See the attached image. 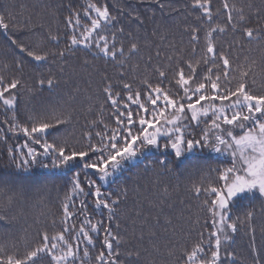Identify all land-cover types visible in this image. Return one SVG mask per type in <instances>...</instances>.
<instances>
[{
  "label": "trees",
  "instance_id": "trees-1",
  "mask_svg": "<svg viewBox=\"0 0 264 264\" xmlns=\"http://www.w3.org/2000/svg\"><path fill=\"white\" fill-rule=\"evenodd\" d=\"M86 2L0 0V15L5 17L9 25L7 30L0 28V75H4L6 81L14 77L22 80L23 87L14 90L18 92L15 110L18 121L28 125L30 117L44 115L52 110L72 113L69 124L49 130L46 134L49 141L56 136L70 142L79 141L87 131H93L94 134L102 130L101 124L97 123L95 127L90 124V121L101 118L110 127H115L113 113L116 109L103 92L105 77L112 81L113 90L120 92L121 98L127 95V91L118 83L121 79L131 82L133 89H139L142 99L147 91L141 83L145 78L154 84L162 83V86L176 93L178 88L172 78L177 66L184 67L187 74L186 61L198 60L204 47L203 29L209 25L202 18L197 19L201 13L192 7V0H163L166 5L163 10L154 0H106L113 15L118 18L116 27L125 30L118 39L123 41L125 48L133 39L140 45L139 53L127 59L123 66L108 57L100 56L95 48L82 45L73 48L63 58L49 56L46 61L38 62L11 44L12 40H18L36 47L43 40V46L49 50L64 48L70 35L64 23L70 11L69 6L82 10ZM229 2L237 7L249 3L254 6L252 10L245 7L248 20L238 27H252L261 35L249 41L242 31L229 30L214 34L217 50L229 55L233 68L237 65L245 70L250 68V91L264 94V14L257 17L255 13V9L262 6V0ZM212 6L213 22L224 24L226 16L221 0H212ZM133 9L134 12L131 11ZM217 9L220 10L218 15ZM137 15L139 19L135 18ZM233 15H236L235 12ZM41 22L44 26L38 27ZM189 26L201 27L199 43L191 42L189 32L186 31ZM49 30L59 33V43L47 39ZM193 47L196 48L195 53ZM156 51L160 52L159 57L155 55ZM148 56L152 57L151 62L147 60ZM168 56L173 59L169 61ZM17 61L24 64L22 72L16 68ZM156 66L168 70L165 80L158 78L154 70ZM209 66L201 63L197 68V77L205 75ZM48 77L53 78V86L38 84L40 78ZM253 79L254 84L251 83ZM235 83L236 79L233 78L231 86L234 87ZM132 107L135 111L136 106ZM186 115L190 117L191 113ZM4 118L3 108L0 107V121ZM185 123L190 125L189 131L198 139L210 120L201 117L199 124L191 120ZM224 127L225 130L230 128L227 125ZM231 130L239 133V129ZM0 136L7 137L6 140L0 139V242L11 243L22 237L36 241L41 230L50 233L60 230L62 203L66 195H71L72 178L75 172L80 171V164L76 163L71 169L45 168L40 165H33L27 170L18 169L10 162L8 149L26 153V143L37 150L39 146L22 132L6 131L2 123ZM164 142L166 138L161 137V143ZM42 159L49 163L48 159ZM231 160L228 153H216L208 147H197L181 157H176L171 148L165 150L163 147H154L145 150L144 155L137 159L125 163L123 169L109 177L107 182L100 181L98 174L87 170L89 177L101 184L103 192L116 194L127 190L117 210L116 219L112 222L113 230L121 236L119 264H183L184 249H190L201 238L207 247L210 233L214 229L205 201L210 204L215 194L202 190L197 195L193 186H222L218 172L230 167ZM160 161L165 163L161 164ZM75 199L78 204L79 197ZM86 203L93 220L106 221V209H96L91 196L86 199ZM249 212L252 213L250 220L247 219ZM228 216L237 223V231L230 233L231 240L223 248L234 253L236 259L225 264H252L253 248L264 254V195L258 190H252L232 198ZM74 222L78 224L79 220L74 218ZM116 223L120 224L119 228L115 227ZM249 226L255 229L254 240ZM150 232L155 235L149 236ZM102 238V232L95 237L96 247L90 248L93 256L102 247ZM169 250L172 255L168 254ZM40 264H50L49 258L42 257Z\"/></svg>",
  "mask_w": 264,
  "mask_h": 264
},
{
  "label": "snow or ice",
  "instance_id": "snow-or-ice-1",
  "mask_svg": "<svg viewBox=\"0 0 264 264\" xmlns=\"http://www.w3.org/2000/svg\"><path fill=\"white\" fill-rule=\"evenodd\" d=\"M154 2L162 10L166 6L163 0ZM221 2L226 16L224 24L213 22L212 0H192V7L201 13L197 19L202 18L209 26L203 29L204 47L199 59L186 61L187 74L184 67L180 66L173 73L172 79L178 88L176 93L162 86V83L154 84L145 78L141 83L147 91L142 99L139 89H133L131 82L121 79L118 83L127 91L126 98H121L120 92L113 90L112 81L105 77L103 92L116 109L113 113L115 127L104 123L102 118L98 121L92 120L90 124L95 127L99 123L102 130H97L94 134L93 131H87L76 142L60 136L49 141L46 135L50 129H58L60 125L71 122L72 113L67 110H52L44 115L30 117V124L22 125L15 115L18 92L14 91L23 87L22 80L14 77L6 81L4 75H0V107L3 108L5 116L0 123L6 126V131L22 132L39 146L37 150L26 143V153H16L9 148L10 162L22 170L33 165L71 169L76 163L80 164V171L75 172L72 178L71 195H66L62 203L60 230L52 233L41 230L36 241L22 237L11 243L0 242V264H40L42 257H48L50 264H119L121 236L113 230L112 222L116 219L117 210L122 197H126L127 190L116 194L103 192L101 184L90 178L87 170L94 171L100 181L107 182L109 177L123 169L125 163L137 159L144 155L145 150L154 147H163L165 150L171 148L176 157H181L197 147H208L216 153L226 152L231 156V166L218 172L222 186H193L197 195L202 190L215 194L210 204L205 201L214 231L210 233L207 247L201 238L190 249H184L183 264H225L236 259L234 253L223 248L231 240L230 233L237 231V223L228 216L230 202L232 198L246 191L258 190L264 195V94L250 91L251 69L245 70L239 65L233 68L229 55L217 50L214 34L229 30L242 31L252 41L260 38L261 33L252 27H238L248 20L245 7L252 10L254 6L251 3L237 7L229 0ZM69 9L64 23L70 35L64 48L58 51L49 50L43 46V40L36 47L18 40H12L11 44L38 62L46 61L49 56L63 58L80 45L95 48L97 54L117 61L121 66L131 56L139 53L140 45L134 39L127 48L118 39L125 30L123 27H116L118 18L113 15L106 0H87L82 10L74 9L71 5ZM219 11L216 10L217 15ZM255 13L257 17L264 14V0L262 6L255 9ZM135 18L139 19V15ZM27 26L26 24L25 27ZM43 26L42 22L38 24V27ZM8 27L5 17L0 15V28L7 30ZM186 31L189 32L193 44L199 43L202 31L200 26H189ZM46 35L53 43H59L61 39L58 32L51 30ZM192 51L195 53L196 48L193 47ZM155 55L159 57L160 52L156 51ZM151 59V56L147 57L149 62ZM167 59L171 61L173 57L168 56ZM201 63L211 66L207 67L205 75L198 78L197 68ZM23 67L22 61L16 62L18 71L22 72ZM135 67L138 68L139 65ZM154 70L161 81L167 78L168 70L165 67L156 66ZM233 78L236 79L234 87L231 86ZM45 83L49 87L53 86V78L38 80L41 86ZM251 83L254 84L255 80ZM133 105L136 106L135 111ZM188 112L191 113L190 117L186 115ZM201 117L208 118L210 124L197 139L189 131L190 125L185 121H196L199 124ZM225 125L230 126L229 130H225ZM233 128L239 129V133H234L231 130ZM161 137H165L166 142L161 143ZM0 139L6 140L7 137L0 136ZM42 157L48 159L49 163H45ZM89 196L93 198L96 209L107 210L106 221L93 220L86 203ZM75 197H79L78 204ZM251 217L252 213L249 212L247 219L250 220ZM74 218L79 220L78 224L74 222ZM115 227L119 228L120 224L116 223ZM250 230L254 240L255 229L250 227ZM101 232L102 247L93 256L90 248L96 247L95 237ZM154 235L155 233H149V236ZM140 239H143V234ZM168 254L173 253L169 250ZM136 255L139 256V252ZM252 264H264V254L255 248L252 249Z\"/></svg>",
  "mask_w": 264,
  "mask_h": 264
},
{
  "label": "rangeland",
  "instance_id": "rangeland-1",
  "mask_svg": "<svg viewBox=\"0 0 264 264\" xmlns=\"http://www.w3.org/2000/svg\"><path fill=\"white\" fill-rule=\"evenodd\" d=\"M202 103H203V102H202ZM198 107H199V106H198ZM230 111H231V110H230ZM230 111H229V112H230ZM224 128L226 129V127H224ZM244 193H245V192H244ZM241 194H242V193H241ZM238 195H240V194H238ZM238 195H237V196H238Z\"/></svg>",
  "mask_w": 264,
  "mask_h": 264
}]
</instances>
